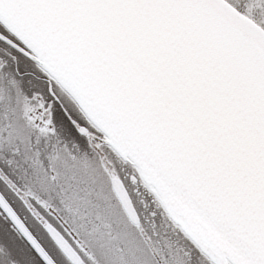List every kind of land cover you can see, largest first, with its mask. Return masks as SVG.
Segmentation results:
<instances>
[{
	"label": "snow or ice",
	"instance_id": "snow-or-ice-1",
	"mask_svg": "<svg viewBox=\"0 0 264 264\" xmlns=\"http://www.w3.org/2000/svg\"><path fill=\"white\" fill-rule=\"evenodd\" d=\"M0 264H264V0H0Z\"/></svg>",
	"mask_w": 264,
	"mask_h": 264
}]
</instances>
